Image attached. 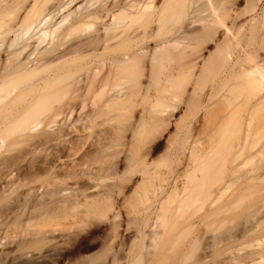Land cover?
I'll list each match as a JSON object with an SVG mask.
<instances>
[{
  "label": "rangeland",
  "instance_id": "1",
  "mask_svg": "<svg viewBox=\"0 0 264 264\" xmlns=\"http://www.w3.org/2000/svg\"><path fill=\"white\" fill-rule=\"evenodd\" d=\"M232 8L246 21L238 44L230 43L228 53L233 59L243 58L239 49L264 48V0H235ZM194 17L187 9L172 27L171 37L200 33L202 24L192 23ZM221 34L202 57L215 50ZM202 63L198 59L193 74L183 79L185 91L175 109L161 114L164 121L142 136L136 127L139 121H149L148 107L155 100L151 90L162 89L165 76L176 71L175 62L161 64L159 87L151 86L150 96L131 114L114 118L115 112L100 111L106 98L96 104L88 99L78 113L49 130L55 140L39 144L34 135L28 143L17 140L21 144L1 151L0 161L14 156L10 161L18 164L20 175L13 187L0 183V264H223L248 252L253 237L242 235L264 210V191L259 189H264V168L254 164L264 159V135L256 143L264 115L255 114L260 124L255 122L247 140L242 125L239 132L223 138L229 114L240 122L254 99L234 96L227 89L213 96L221 69L215 78L195 86ZM150 70V63H145L143 87L153 81ZM39 130L40 126L31 133ZM195 131L200 135L191 139ZM127 147L144 154L143 162L130 159ZM190 152L206 154V164L214 162L211 175L256 174L262 177L256 187L262 185L258 191L242 192L240 202L227 210L205 217L204 208L186 199L192 185ZM6 166H0L1 177ZM63 189L65 196L60 195ZM91 203L108 207L103 215L80 219Z\"/></svg>",
  "mask_w": 264,
  "mask_h": 264
},
{
  "label": "bare ground",
  "instance_id": "2",
  "mask_svg": "<svg viewBox=\"0 0 264 264\" xmlns=\"http://www.w3.org/2000/svg\"><path fill=\"white\" fill-rule=\"evenodd\" d=\"M234 5L235 0H0V152H6L9 144L10 149L14 143H28L34 135L39 144L51 142L55 134L49 130L78 113L88 99L96 104L106 98L100 111H113L114 118L130 111L131 114L150 96L147 90L151 86L159 87L161 64L175 62L176 71L165 76L162 89L151 90L155 100L148 107L149 121H139L136 127L142 136L162 123L161 114H168L181 101L185 91L182 81L193 74L200 58L203 63L195 86L202 79L215 78L221 69L213 96L227 89L234 96L254 99L247 104L240 122L229 114V123L222 131L224 138L239 132L242 125L243 139L247 140L257 122L255 114L264 115V48L256 45L246 52L239 49L243 58L233 59L228 53L230 43L238 44L237 36L246 21L241 20ZM189 8L195 15L192 23L202 24L200 33L171 37L172 27ZM220 33L222 41L207 57H202L207 45ZM152 41L155 44L149 47ZM147 62L153 81L143 87L141 77ZM262 121L257 122L260 129L256 143L264 135ZM38 126L40 130L32 134ZM195 134L190 138H197L200 132ZM125 153L130 159L143 162L144 154L129 147ZM205 156L189 154L188 176L192 185L186 198L204 208L205 217L227 210L240 202L242 192L258 191L262 185L256 187V182L262 181L261 175L256 174L221 171L211 175L214 162L206 164ZM8 157L0 161V166L7 165L0 176L3 187L16 185V176L20 175L18 164L10 161L14 156ZM254 164L264 168V159ZM259 189L264 191L262 186ZM60 193L65 196L68 192L63 189ZM107 207L106 203H91L79 218L103 215ZM242 236L260 242L250 239V245L248 241L243 245L250 246L248 252L235 254L224 263L264 264V241L260 240L264 239V210Z\"/></svg>",
  "mask_w": 264,
  "mask_h": 264
}]
</instances>
